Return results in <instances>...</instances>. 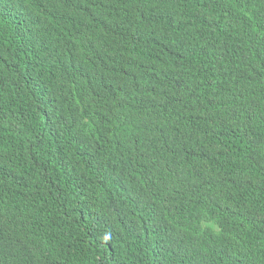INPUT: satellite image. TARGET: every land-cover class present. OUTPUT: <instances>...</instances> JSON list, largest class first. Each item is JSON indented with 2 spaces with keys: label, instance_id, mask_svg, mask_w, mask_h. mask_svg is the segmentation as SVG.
Masks as SVG:
<instances>
[{
  "label": "trees",
  "instance_id": "1",
  "mask_svg": "<svg viewBox=\"0 0 264 264\" xmlns=\"http://www.w3.org/2000/svg\"><path fill=\"white\" fill-rule=\"evenodd\" d=\"M0 264H264V0H0Z\"/></svg>",
  "mask_w": 264,
  "mask_h": 264
}]
</instances>
